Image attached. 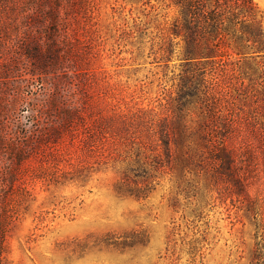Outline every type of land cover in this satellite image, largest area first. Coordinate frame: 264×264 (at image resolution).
<instances>
[{
    "label": "rangeland",
    "instance_id": "obj_1",
    "mask_svg": "<svg viewBox=\"0 0 264 264\" xmlns=\"http://www.w3.org/2000/svg\"><path fill=\"white\" fill-rule=\"evenodd\" d=\"M254 2L264 24V0ZM57 4L43 2L46 10L50 5L58 9L55 43L66 50L59 66L41 71L44 57L27 58L33 64L40 62L36 78L29 73L33 65L22 56L18 71H5L3 66L20 57V50L12 49L18 42H24L22 52L32 46L47 51L49 15L41 22L33 19L29 29L20 17L19 28L10 34L15 42L0 43V108L12 121L11 128L16 119L26 123V115L39 105L45 130L51 120V90L57 83L63 85L58 82L63 70L76 83L67 84V93L80 96L81 72L90 71L92 90L121 113L162 115L171 108L185 57L183 37L172 33L180 18L177 6L169 0H60ZM172 41L173 52H168ZM226 60L234 73L229 77L237 76L228 78L226 99L234 101L235 111L243 116L241 134L261 148L262 156L264 58L233 54ZM40 83L44 87L39 88ZM25 126L33 129L31 124ZM40 145L30 140L17 156H1L0 201L8 198L17 213L6 225L0 264H261L264 259L261 215L250 212L241 196L230 194L203 172L185 188L163 177L147 198H137L115 191L121 166L113 161L90 158L85 179L50 178L53 168L40 172L50 158L44 155L48 147ZM63 145L73 152L70 162L75 167L77 146H71L69 137ZM61 160V170L73 169L69 161ZM2 203L0 213H4Z\"/></svg>",
    "mask_w": 264,
    "mask_h": 264
},
{
    "label": "trees",
    "instance_id": "obj_2",
    "mask_svg": "<svg viewBox=\"0 0 264 264\" xmlns=\"http://www.w3.org/2000/svg\"><path fill=\"white\" fill-rule=\"evenodd\" d=\"M45 1L48 0H0V43L15 42L10 34L19 28L20 17L26 19V29L33 26V19L41 22L49 15L50 20L47 51L32 46L22 52L24 42H18L12 49L18 53V48L20 57H14L13 64H3L5 71L10 72L12 68L18 71L20 58L34 59L37 55L45 58L44 67L41 66L44 71L59 66L64 52L66 54V50L55 43L58 9L50 5L46 10L43 8ZM169 1L179 9L180 18L172 33L175 37H183L185 56L171 108L162 115L151 111L132 115L121 113L105 104L92 90L90 71L81 72L83 96H75L74 91L67 93V86L76 83L63 70L58 82H64V86L57 83L51 90V120L45 130L41 128L39 105L26 115V123L16 119L13 123L17 124L12 128L8 114L0 108V174L3 169L1 156L4 153L17 156L22 144L30 140L48 147L44 155L50 158L41 164L40 172L53 168L52 179H85L83 173L92 157L96 162L119 164L121 177L115 184V191L120 195L147 198L163 177H168L177 188H185L194 175L203 172L230 194L241 196L250 212L261 215L264 228V154L261 156V148L256 149L253 140L241 134L243 116L235 111L234 101L226 99L227 88L231 87L228 78H237L229 77L234 73L227 67L226 59L233 54L241 58H264V24L258 18L257 5L254 0ZM34 10L42 14L35 15ZM172 46L173 41L168 52H173ZM28 61L33 65L29 73L36 78L39 74L35 69L40 62ZM209 64L211 68H207ZM208 74L211 76L207 77ZM41 87H44L42 83ZM25 124H31L33 129ZM14 128L17 129L14 131ZM66 137L70 138L71 146L78 148L75 167L70 162L73 152L63 145ZM58 158L69 161L73 169L61 170L58 165L62 160ZM2 181L0 175V192L4 189ZM2 204L0 261L6 225L17 213L8 198ZM261 261L264 264V259Z\"/></svg>",
    "mask_w": 264,
    "mask_h": 264
}]
</instances>
